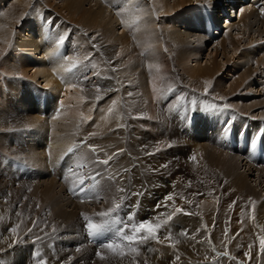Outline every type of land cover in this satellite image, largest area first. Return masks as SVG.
I'll return each instance as SVG.
<instances>
[{
  "label": "bare ground",
  "instance_id": "bare-ground-1",
  "mask_svg": "<svg viewBox=\"0 0 264 264\" xmlns=\"http://www.w3.org/2000/svg\"><path fill=\"white\" fill-rule=\"evenodd\" d=\"M4 1H5V4L6 3L8 4V6H6L7 4L4 5L6 8L4 7L5 10H3V8H2L3 5L2 6L0 5V21H2V19H6L8 21L7 22L8 25H5L6 27H4V28H0V29H2L0 32V40H3V43L5 41H7V42H5V44H6L10 41V39H8V37H10L9 36L10 35L9 30L10 29H8V28L10 27V25L15 27V25L18 24V21L21 18H23L24 14H26L28 12L27 9H29L31 2L28 3V2H26V0H20V1L17 0L18 5L17 4L12 5L11 3H9L8 0H4ZM15 1L16 0H14V2ZM132 1H135V0H132ZM165 1H161V2H163V4H164ZM168 1L170 2L171 0H168ZM227 1L228 0H174V4L172 5L173 11H170L171 13L169 15H172V12H174V17H175L174 21L175 22H178L182 19L184 20V18H188L187 24L191 27V28L185 29V30H188V32H189L188 37H184V35H185L183 33L184 30L180 31V27L176 26L177 31L174 34V35H176L175 43H177V45L182 44L180 50L178 51L179 46L177 47V49H175L173 47L175 50H171L173 48H171V47H170L171 49L169 48V44H166L167 42H165V38H163V39L161 38L162 41L164 40V44H165L164 47L163 46L159 47V44L161 43L159 41L160 43L157 46H153L154 45L153 44L152 45L153 47H149L150 49H147L148 51L146 49H142V51L140 52V55L147 54L146 55L147 61L145 62L144 65H141L137 62V59L139 58V52H138V50H136L134 47L131 46L132 44L130 42V40H131L130 38L134 37L135 35L134 36L130 35L131 37L128 36L130 38H129V41L128 40L127 41L130 42L131 45L129 44V45L123 46V44L120 43V46L118 45L119 48H117L116 45H112L109 48V50H112L115 54H118V52L121 51L120 52L121 55L117 59L115 58L117 55L114 57V61H116L114 64V67L116 65L115 71H118V69L121 68V70L119 69V73H117L118 77H119V75L122 76L123 74H127V75H124V77H127V78H121L120 82L117 80L119 82L118 84L114 83L113 80H112L113 83H109V81H108L107 82L106 95L108 93H110V94L112 93L115 95L113 97H118L121 94V97H120V99L115 98V100H111L112 97L110 96L111 98L109 100H111L110 101L111 104L109 103L110 105H108L107 108L105 109L106 115H104V118L95 119L93 117L95 120L92 118L94 120L93 125L95 127V131L94 130H92V131H94V132L90 131L92 126L85 125L86 123L82 122L85 126H81V127L79 126L80 129L81 128L82 129L79 130V128H77V132H76V134H74V137L75 136L77 137V134L79 135L80 145L85 140L88 141V142L86 141L87 143L84 142L82 144V146L85 143L86 144L89 143L91 145H96V144L99 145V143H101V141L103 139L109 140L110 143L117 144V140L119 137L118 138L115 137L116 142L113 139L108 138V137H113L112 133H114V132H115L116 136H119L121 134L122 130L116 129V127H118L117 125L118 124L120 125V123L118 122V118H119V115L121 116L122 113L126 112L127 118H129L128 127H130V129H127V131H126L130 137L129 139L132 141L137 139V144H141V145H144L147 147L148 154L150 156H152L151 158L154 159V162H155L154 163L155 164V172H151V171L139 172L138 169L134 170L133 172H122V171L112 172L111 171L110 174H108V176L111 178V180H107V182H105V180H100V182H99L100 186L107 184V187H104V189H103V188H99L100 186L98 184L95 186L98 189H100L97 192L98 196L103 197L101 200L98 201L99 204L101 205V203L103 202L102 205L104 207L109 206V205H112L114 207L116 204H119L121 207L122 201H123V196H122L123 193H127L129 195H138L139 203H140V206L142 209H144L145 207L148 206L149 209H154V211L156 210L155 215L152 217H149V216H151L150 211L149 212L143 211L142 214L147 215L149 217V218L146 217V222L152 223L154 221H159V220L164 222V220H165L164 227L167 228V231H168L167 234L169 235V237H168L169 240L171 238V240L173 241L180 235L183 238H186V240L188 242V240H190L193 236H196V234L198 235L196 237H199L198 239L200 240V238H201L200 236L204 233L202 230L205 228H208V226H209L208 233L212 234V236H213V238H212V239H214L213 243L215 242L214 247H216L217 244H222V242H223L222 236L224 235L228 239L229 242L232 241L231 244L233 243L231 245L228 242L227 244L224 243V245H226V247H228L229 249H231L233 251V248L236 246L235 245L236 239L238 237V236H235V234H237V232L240 230H244V232L239 237H242V236L244 237V235L246 234L247 236H245V237L252 244L253 251L255 253H258L259 246H257L256 244L260 245L261 238H262L261 237V230L263 232V229H264V167H254V166L248 164L247 162H245L244 158L240 155H229L228 153L220 150L216 146L215 142L212 140V137L209 140L208 138H204L205 136L198 137L196 134H193L192 137L190 136L189 142H187V144L188 143L190 144L189 146H184L179 150L180 154L182 156H184V158L186 157L185 159H187V156H188V162L182 163L183 161L181 160L182 161L181 164L178 162H177L178 164L171 163L170 159L174 158L173 157V155H174L173 150L175 148L172 147V145H171V147L169 146V142L167 143V139L174 138V140H175L176 138H179V137L176 134L173 136V134H172L173 130L167 129L165 127V125L163 124V120L165 119L167 114H169V115L172 114V112L174 110H176V108L181 111V109H183V107L186 104H189V103L192 104L193 102H197V101L200 102V111L205 110L207 108L215 107L218 105L236 108L235 107V99H236L235 94L237 92H239L240 90H242L243 89L242 86L245 84L250 87V85H249L250 83L248 84L246 82V80L248 78L246 80L244 78H242V76H245L244 75L245 73L241 74L242 76L240 75L242 80L240 78L235 79L233 84L228 85L226 83L225 86L224 85L222 86L221 84H219L218 81H216V78L218 76H220L219 74L222 73L224 69H227V68L232 69V70L234 69V68L230 67L229 53H231V51H233V53H236L235 50L239 47H246L243 50L247 51V54H244L242 59L247 60L248 64H250V63L256 64V65H258L259 63L261 64L262 59H264L263 58L264 50L262 49V48H264V46H261L259 49L254 50L255 53H257V54H254V53L250 54L251 51L248 49L249 48L252 49L253 43L257 44L259 42L264 41V19L262 16L263 12L261 10L258 11L255 9L248 11V9H247L248 7H245L244 10L241 12V18L239 19V22L237 24H235L234 21H233V23L230 21V24L228 23L226 25H223L224 29H225V31H224L225 35H223L222 38L221 37L219 38L218 42L215 43V46H210L211 42H210V44H209V42H207V40L203 36V33L201 32V30L196 28V26L193 22L194 16H197L199 9L202 8L203 5H211V7H213V9L216 10V6H219L220 3L226 4ZM85 2H86V0H81L80 2L74 3L73 8H71V10L81 12V21L82 22L90 24L91 27L94 26V28H95L97 26V28L99 27L100 30L102 29V30L109 32V33H104V35L108 34L107 37H105L104 35H103L104 36L103 39H101V37H99L100 39L97 41L100 42V45L107 48V46L110 45V43H109L110 40L112 41L114 39V40H116V42H119L121 37H119V35L115 33L116 28H115L114 20L109 19L108 25H107V27H105V20H106L105 19V13L102 11L105 9L100 5V3L98 1L92 0L91 1L92 4L89 7V5L87 4L88 5L87 6L85 4ZM125 4H127V1H125V3L123 4L124 8H123V5L121 6L123 8V10L119 9L120 12L121 11H123V12L127 11V10H125L126 9ZM167 4H169V3H167ZM127 6L130 7V5H127ZM131 9L135 10L133 7H131ZM161 9H163V8H161ZM129 10L126 13H128V14L131 13V11L129 12ZM133 10H132V14H134ZM156 10H158V9H156ZM170 10H171V8H170ZM29 11H30L29 13L34 14L33 16H36L38 14L37 10L34 7H32ZM120 14H123V13H120ZM132 14L129 16L130 19H131V17H133ZM125 15L126 14L124 13L123 17ZM40 16H42V15H40ZM166 16L168 17V15H166ZM232 16H234V14ZM126 17H128V15L124 17V20H127ZM136 17H139V16H137V15L134 16L132 18V21ZM154 17H156V16H153V18ZM162 17H165V16L162 15ZM38 18H41V17H38ZM153 18H152V20H153ZM51 19H53V18H51V15H50V16H47L45 18V21L47 22L48 20H51ZM130 19L128 20L129 22L125 21V23L126 22L128 23V24L126 23L127 24L126 27L129 28V30L131 29V25H134L135 22H139L138 21L139 19L141 21L142 17H139V19L137 21L134 20L135 21L134 24L132 22H130L131 21ZM158 20H159V25L162 26L164 21L162 20V18L160 16H158ZM154 21L156 22L157 20H154ZM59 23L60 22H54L52 20L51 21L52 28L55 26H58ZM129 23H132V24L130 26H128ZM122 25H125V24L123 23ZM143 25H144V23H143ZM168 26H170V25L168 24ZM146 27H148V26H146ZM153 27L154 26H151V30ZM155 28L158 29V27H154V29ZM167 31H169V29ZM141 32H143V31L141 30ZM172 32H171V34H172ZM47 33H46V35H47ZM123 33H124V31H123ZM156 33H159V32H156ZM87 34H85V35L87 36ZM126 34H128V32ZM48 35H49V33H48ZM63 36H66V34ZM36 38L37 37H35V39ZM76 38H79V37L76 36ZM87 38H88V36H87ZM169 38H170V36H169ZM179 38H180V40L178 41ZM38 39H41V37H38ZM81 39L83 40V38H81ZM170 39H172V38H170ZM91 40L95 41L96 40L95 36L93 38H91ZM148 41L150 42V40H148ZM47 42L48 41H44V43H47ZM78 42H80V41H78ZM137 42H138V40L136 41V43ZM152 42H150V45ZM172 42H174V40ZM0 43H2V41ZM93 43L94 42H91V44H93ZM124 43H127V42H124ZM25 44H28L29 54H33V51L35 53L36 52L38 53V50L43 49V45L39 46L33 38ZM89 44H90V42H88V45ZM146 44H149V43L148 42L145 43L144 46H146ZM24 45H22L21 48H23ZM171 45L172 44L170 42V46ZM25 46H27V45H25ZM47 46H49V45H47ZM144 46H142V44H141V48H143ZM91 47H93V46H91ZM131 47L135 51L132 50ZM139 47H140V45L138 46V49H140ZM229 47L231 50L229 49ZM158 48H161V49L159 50ZM24 50H26V49L24 48ZM85 50L89 51V49H85ZM161 50H164V51H161ZM3 51H4V46H3V50H0V55L3 53ZM58 51H59V47L52 49L50 52H48L47 50H44L43 55L45 54L47 59H45L46 58L45 56L42 57L41 56L42 54H38L37 57H33V55H32L30 61H28L29 65H32L31 63H33V65L35 64V66L37 65L36 67L39 68L38 74L41 76H44V79H45L44 82H46L45 84L47 86L51 87L53 89V91L56 93V95H54V96H56V99L58 98L57 96L60 94L58 92V90H60V89L57 90L56 84H53L52 80L48 77V72L46 70V64L48 61H50L48 64H53L52 69H54L55 71H58L60 73H62V71L68 72L69 68L71 67V65L66 66V63H65L64 65H62L60 67V71H59L58 66L54 65V63L58 65L59 64L58 62L63 61V55H59ZM94 51L96 52L95 49H94ZM172 51H174V52H172ZM122 52H123V54H122ZM136 52H137V57H135ZM162 52H164V53H162ZM81 53H82V48L78 47V45H77V47L75 48V52L73 53L72 58L75 57V58H78V60H79L80 57L82 58L84 56ZM88 53H91V52H88ZM84 54H85V52H84ZM220 54H222L224 59L219 60L221 58L219 56ZM175 55H177V58L174 57ZM94 56H96V53ZM99 56H100V54H99ZM154 56L157 57V59H154V61L158 60V63H156V64H155V62H152ZM26 57L27 56H25L24 58L26 59ZM202 57H204L205 60H203ZM135 58H137V59L133 60ZM96 59L99 60V58H96ZM111 59H112V57H111ZM169 59H171V61L174 62V65L176 62H178V64L176 63V65H178V66H176L173 70H171V76L174 79L178 78L176 81L174 80L173 83L171 82L169 77H167V74H166L167 69H170V68H167L166 66L171 65V61H169ZM74 61L75 60H73V62H71V63L74 64ZM204 61H205V64H204ZM84 62H85V60H83V62H82L83 65L85 64ZM109 62H111V61H109ZM152 63H154L155 65L153 64V66H151ZM240 63L245 65V62H243V61ZM0 65H1V63H0ZM174 65H172V66H174ZM12 66H13V64H12ZM104 66H106V65H104ZM172 66H171V68H172ZM246 66H247V64H246ZM13 67H15V66H13ZM64 67H66V68H64ZM81 67H83V69L85 68V66H81ZM88 67H90V65ZM248 67H249V65H248ZM91 68H92V65H91ZM95 69H96V66H95ZM109 69L111 70V68H109ZM245 70H246V72H248L250 69L248 71H247V69H245ZM13 71H16V70H13ZM81 71H82V69H81ZM234 72L235 71H233V73ZM84 73H85V71H84ZM7 74H9V77L12 75H16L12 71H11V73H7ZM60 75H62V74H60ZM230 75L231 74H228V77H231ZM234 76H232V78ZM246 76H248V75H246ZM84 77H85V74H84ZM0 78H1L0 81L1 80H2V82H3V80L5 81L4 83H6L8 85L9 91H10V93L8 94L10 96L8 98V101H7L8 104H5V107H4L7 109H4V112L2 111V113L3 114L6 113L5 115H6L7 119H12L13 121H15L13 123L11 122V124H10L11 127L10 128L8 127L7 129H5V131L18 130L20 132V129H22L24 131L26 126L21 125L20 122L27 121V119H26L27 117L25 116V114L23 112L20 111V109H21L20 107H17V106L15 107V105L13 104V97L15 96V94L18 91L15 93V91L13 90L12 86L14 84L11 80H5L4 78L1 77V74H0ZM106 78L108 79V77H106ZM261 78H264V76H262L260 78L257 76L256 81H254L253 86H256L257 88L260 89L261 93H264V80ZM219 80H220V78H219ZM178 81H179L180 85L178 84ZM103 82L101 81V83H99L102 87L104 86ZM87 83L88 82L85 79H80V81L77 82L78 87L81 85L83 86V89H84V87H85V89H87L89 87V89H90L89 91L91 92V94H88V95L90 98H97L99 96V99H101L102 94L96 95V93H98L97 88H99V90H100L101 86L98 84L96 85V84L92 83V81L88 84ZM114 84H116L117 86H115ZM206 87L208 88L207 92H205ZM113 91H116L118 93H114ZM82 92L84 93V91H82ZM77 95L78 94L75 90L74 94L71 93L70 95H68L69 97L66 98V100L67 99L69 100L70 98H76ZM60 97H61V99L64 98L61 95H60ZM106 100H107L106 102L108 103L109 102L108 99H106ZM98 101L100 103L101 100H98ZM2 102H4V101H2ZM63 102H65V100ZM93 102H95V101H93ZM263 103L259 102V104H258V102H257V105L254 104L251 106L250 104L249 105L246 104V105L242 106V109L244 111L245 110L249 111V112L252 111L251 113H253V114H251V117L255 120V121H253V124L260 122L261 120H264V110L262 112H260V110L262 109V106L258 107V105H262ZM2 104H4V103H2ZM2 104H1V106H2ZM102 105L104 106L105 104L102 103ZM113 105L115 106L114 109H116V110L112 111V113L114 115L110 114L111 115V117H110L107 113H108L109 108ZM78 106H80V105H78ZM236 106H237V104H236ZM256 107H257V112L255 109ZM80 108H81V106H80ZM123 108H124V112H123ZM258 108L259 109L261 108V109L259 110ZM86 109H87V107H86ZM88 110L90 111V109H88ZM237 110H240V109H237ZM78 111H79V109H78ZM59 112H61V111H59ZM79 112L81 113V111H79ZM90 112H92V111H90ZM244 113H246V112H244ZM57 114L61 117H64V115H65L64 113L61 115V113L59 114L58 112H57ZM70 114L73 115V113H70ZM248 115H250V114H248ZM81 116H82L81 119H84L83 114ZM209 116H211V115H209ZM86 117H85V119H86ZM112 117L113 118L116 117L117 120H113ZM134 117H137L133 121V124H135L136 127H134V129H131L132 123L130 122V120ZM89 118H90L89 120L91 122V117H89ZM208 120L210 121L211 118H209ZM0 122H2V121H0ZM4 122H6V121H4ZM56 123H57V121H56ZM79 123H78V125H79ZM82 123H80V124H82ZM91 124H92V122H91ZM51 125L53 126V128L51 127L52 131H50V132H52L55 135L54 141L51 143V145H52L51 148L53 151L54 158L55 157L58 158V157L62 156V154L64 155L66 150L69 149V147H70L67 145V139H68L67 137H68L70 132L72 133V131H69L72 127L70 128L67 123L66 124L64 123L62 125L61 130H60V128L57 130V127L60 124L51 123ZM160 125H164V127L166 128V131L164 133H162L160 131ZM35 126H36V124H35ZM43 127H45V124L44 125L40 124L39 127H36V130L34 133V135H35L34 138H36L38 140L37 142L42 141V135H43L42 134V128ZM48 127H49V125H48ZM48 127L46 126L45 129ZM73 127L76 129L77 125H75ZM46 131L49 132V129ZM46 131H44L43 133L45 134ZM64 132H66L68 135L66 136V134H64ZM58 133H59V135L57 136ZM104 134H108L107 138L106 137L103 138ZM60 135H61V137H60ZM5 136L7 137L8 140L10 139L7 136V134H5ZM70 136L72 139L73 134H71ZM13 138H15L13 141L19 150H17L16 148H13V152H12L10 149V154L12 156H8V158H5V160L10 159L9 163L0 165V178H1V181L3 180L2 181L3 183L0 184V259L3 260V263L4 264L5 263L6 264L7 263L8 264H15L21 258L27 257L28 256L27 255L28 250H30V248H31V243H30V242H32L31 239L40 237L38 247H39V249L42 250V253H48V255L42 254V257H40V258H41V260L46 261L47 264H75L76 262H77V264H139L140 259L138 260V256H140V250L142 247L148 248V249L151 248L152 247L151 246V244H152L151 239L147 240V242L144 244H140L138 242L133 243V244H129L127 241L120 242L119 244H122L125 248V255H123V256L117 255V254L113 253L111 250L103 248L104 250H102V251L100 250L99 253L102 254L105 257V259L100 260L99 256L97 254L94 257L92 256V253H90V251H89L91 243H89L88 241H84L83 240L84 235H82V236H79L78 240L76 238L77 241L75 240L76 243H75V246L73 247L77 252L75 257H74L75 260L72 259L69 262V260L66 258L67 256L65 255V251L67 250L66 246L70 241V239L67 238V236H66L67 233H71V232L79 233L80 230H81V234H82V232H86L87 221H85L83 219L84 215L89 216L93 220V222L100 223L102 221L107 220L108 223H112V225H114V222H119V220H118V209L120 207L116 208V210L114 211L115 212L114 215L101 217V216H99V213H101L102 211H99L98 213H94V214L90 213L88 211H81V207L83 208L84 205L82 206L79 204L80 207L77 205L76 213L74 212L73 215L71 214L72 215V216L70 215L71 217L67 214L70 218L66 217L67 218L66 219L65 217H63V212H66V211L69 212V209L72 211L71 207H72V204H74L73 200H80V198L75 197L72 199V196H71L70 200L69 199H67V201L64 200L65 206H62V204L60 206H58L57 203L55 202V200L52 198L56 194V190L58 188L57 189L55 188L52 190H50L48 188V189L41 191L40 193H39V189L36 188L35 191L31 194V191L33 189V185L36 184L35 181L37 179L35 180V178H33V174H30L29 172H27L25 170V168L23 166V164H24L23 159L20 156V152H22L24 149L22 142L18 141L17 137L13 136ZM43 138H44V136H43ZM71 139L69 138V140H71ZM183 142H184V140H183ZM202 143L207 144L208 147L207 146L204 147L205 145L202 146ZM8 144L9 143L7 142L6 148L5 149L3 148V150H0V159H2L3 161H5L4 160L5 153L9 150V148H11L10 145H8ZM38 145L39 144L35 143V141H34L33 147L36 148V149L34 148V150L37 151L39 149V148H37ZM133 146H135V145L133 144ZM95 150L96 149H94V151ZM102 155L99 157H102ZM193 157H195V159H193ZM102 159L104 160L105 158L103 157ZM146 159H148V155H147V158H145V162H146ZM149 159H150V157H149ZM17 161L22 162V164L18 165L19 163L17 164ZM141 161H143V160L141 159ZM173 161L176 162L177 160L176 161L173 160ZM34 162H36V161H34ZM149 165H150V163H149ZM50 166H51V164H50ZM51 168H52V166H51ZM114 169L117 170L116 168H114ZM37 172H43V169L41 168V170L39 169V171H37ZM45 172H47V171H45ZM220 172H224V175H221ZM252 176H254V177H252ZM250 178L252 180H250ZM73 179H74V177L73 178H70V177L67 178L68 183H70L69 186L70 187H77V185H75L76 183H72ZM14 183H16L15 184L16 186H14ZM55 187H56V185H55ZM110 187H112V190H109ZM93 188H94V186H93ZM93 188H92L93 191H91V189H90L87 191V193H85L84 195H81V199L85 198V200H88L91 197H95L96 192H94ZM191 188L194 189L195 192L190 191ZM222 189L226 190L227 192L226 191L222 192ZM206 192L212 193L215 196V198H217L215 201L218 200V204H216L215 201H211V200H208L206 202L203 200L204 198H202V201H199V199H198V202H197V197L203 193L206 194ZM90 193H91V197L88 196V195H90ZM221 194H224V196L227 199H229V201H226L222 197ZM169 196H172L171 200L168 199ZM177 198L185 201V203L187 204V210H183V209L176 208L175 206H173L175 203V199H177ZM211 198H212V196H211ZM63 199H65V198H63ZM96 199L97 198L95 197V200ZM177 202H179V201H177ZM52 203H55V206H53ZM97 205H95V206H97ZM178 205H180V204H178ZM202 205H203V207H207V214H208L207 216H209L210 218H206L207 216L206 217L203 216L201 218L200 217H194L195 220L192 221L190 219V215H193V214H191V212L193 213L192 210L198 209L200 206L202 207ZM236 208L239 209L238 214H240L242 216L241 223L239 224V226L237 228L229 226V219L231 218L232 213ZM51 209L53 210V212L51 211ZM177 209H179L181 211H177ZM71 211L69 213H72ZM119 211H121V209H119ZM68 212H66V213H68ZM106 212H108V211H106ZM120 213H122V212H120ZM53 214H55L56 218L53 217L54 216ZM4 216H6L7 218H10V220L8 219L9 223L6 222L7 220L6 221L4 220L5 219ZM170 216L172 217L171 219H169ZM156 217L159 220H157ZM152 218H156V219H152ZM61 219L66 220V223L63 224ZM120 219H121V217H120ZM169 220L170 221L174 220L173 225L171 227H166V225L169 226V224H168ZM161 223H160V225L163 226ZM21 224H23V226L20 227ZM180 225L182 226L183 232L179 230ZM7 226H10L9 228H12V229L15 228L16 232H12V231H10V229L8 230ZM19 227H20V229H19ZM260 228H261V230L259 231ZM163 233H166V232L164 231ZM156 234L158 235V233H156ZM25 235H27L29 237V239H26V238L24 239ZM125 235H132V231L129 232V234H125ZM146 235L147 234H145V233L137 234L138 238L140 236H146ZM164 236H166V235L164 234ZM161 237H163V236H161ZM225 237H223V238H225ZM243 237L241 238L239 243L243 240ZM183 238H181V239H183ZM161 239H163V238H161ZM19 241H24V242L20 244ZM177 241H179V240H177ZM34 242H36V241H34ZM162 242H164V241H162ZM162 242H159V243H162ZM180 242H182V241H180ZM225 242H227V241H225ZM174 243H175V241H174ZM80 244H82L81 247H80ZM195 244H197V243H195ZM195 244H193V245H195ZM186 245L188 246V244L185 243V246ZM198 245L200 248V253H202V255L204 254L205 251L208 252L209 249L207 250V248L209 247L210 243H200ZM83 246H84V248H83ZM132 247L137 248L138 251L136 253L131 252ZM194 247H192V248H194ZM165 249H166V247H165ZM165 249L162 248L163 251L161 250V252H164ZM167 249H169V248H167ZM157 250H158V247H157ZM232 251H230L228 253L231 255ZM81 252H83V253H81ZM14 253L19 254L17 260H14V259L11 260V256ZM159 254H162V253H159ZM218 256H220V255H218ZM253 256H255V255H253ZM259 256H260V254H259ZM159 257L160 256H158V258ZM161 258L162 257H160V259ZM204 260H205V258H204ZM218 260H220V258H218ZM255 260H257V259H255ZM176 261L174 260V264ZM28 262H29V258H28Z\"/></svg>",
  "mask_w": 264,
  "mask_h": 264
},
{
  "label": "rangeland",
  "instance_id": "rangeland-1",
  "mask_svg": "<svg viewBox=\"0 0 264 264\" xmlns=\"http://www.w3.org/2000/svg\"><path fill=\"white\" fill-rule=\"evenodd\" d=\"M9 3H11L12 5L14 4H17L18 5V2L17 0L14 2V0H8ZM20 1V0H19ZM81 0H26V2H31V5L29 6V9L28 12L26 14L23 15V18H21L19 21H18V26L15 25L12 26L10 25V27L8 29L9 32H10V37H8V39H10V41L8 43L5 44V41L3 43V40H0V42L2 41V43H0V50H3V46H4V51L3 53L0 55V74H1V77L4 78L5 80H11L13 82V90L15 91V96L13 97V104L15 105V107H20V111L23 112L25 114V116L27 117V121H24V122H20L21 125H24L26 126L25 130L23 131L22 129H20V132L18 130H8V131H5V129H7L8 127L10 128V124L11 122H15L13 121L12 119H7L6 118V113L3 114L2 111L4 112V109H7V108H4L5 107V104H8V98L10 97L8 94L10 93L9 91V87L6 83H4L5 81L2 80L0 81V150H3V148L5 149L6 146H7V142L9 143L8 145H10L11 148H9V150L5 153L4 155V160L5 158H8V156H12L10 154V149L11 151L13 152V148H16L17 150H19L16 145L14 144V137H17L18 138V141H21L22 142V145H23V151L20 152V156L21 158L23 159V162L27 164V168L25 169L27 172H29L30 174H33V178H35V183L33 185V189L31 191V194L35 191L36 188L39 189V193L45 189H57L56 190V196L52 197L55 202L57 203L58 206H60L62 204V206H65V203H64V200L67 201V199L70 200V197L71 195L67 192V188H74V189H78L80 187H82V183L81 181H83L86 189L85 191L83 192L82 195H84L85 193H87L88 190L93 188L94 186V192H96V200H95V197H91V193L90 195H88L89 198L88 200H85V202H80L79 200H73V203L72 204V211L69 209V212L71 211L72 213H66V212H63V217H69L71 214L73 215V213L75 212L76 213V210H77V205L80 207V205H84L83 208L81 207V211H88L90 213H98L99 211H108L110 208H113L112 205H109V206H106L104 207L101 203V205L99 204V200H101L103 197L101 196H98V191L100 189H98L97 187H95L97 184L99 185L100 183V180H105V182H107V180H111V178L108 176V174H110V172H133L134 170L138 169L139 172H155V162H154V159H152L149 154H148V149L146 146L144 145H141V144H137V139L135 140H130L129 138V135L127 134V129H130V127H128V120L129 118H127V113H122L121 116L119 115V118H118V122L120 123V125L118 124L116 127V129L118 130H122L121 131V134L119 136H116L115 135V132L112 133L113 137H108V138H111L113 139L115 142H116V139L115 137H119L118 140H117V144H113V143H110L109 140H105L103 139L101 141V143L96 144V145H91V144H86V145H80V142H79V135L77 134V137L75 136L74 137V134H76L77 132V128L80 129L81 126H85V125H90L92 126L90 131L91 132H94L95 131V127H94V120L95 119H100V118H104V115H106L105 113V109L107 108L108 105H110V101L111 100H115V98L117 99H120L121 97V94L118 96V97H113L115 96L114 94H110L108 93L106 95V92H107V82L109 81V83H116L118 84L120 82V79L121 78H127V77H124V75H127V74H123L122 76L117 75V73H119V69L121 70V68L118 69V71H115L116 70V65L114 67V64L116 61H114V57L117 59L120 55H121V51L118 52V54H115L112 50H109V48L112 46V45H116L117 48H119L120 46V43L123 44V46L125 45H129L130 42H131V46L134 47L136 50H138L139 52V58H135L133 60H136L137 59V62L141 65H144L145 62L147 61V54H144V55H140V52L142 51V49H150L149 47H153V46H157L159 44V47L160 46H163L164 47V40L162 41L161 38H165V42H167L166 44H169V48H175L177 49V47L179 46L178 48V51L180 50L181 48V45L182 44H179L177 45V43H175V40H176V35H174L176 33V26H179L180 27V31H183L184 30V37H188V30H185L187 28H191L188 24H187V21H188V18H184V20H180L178 22H175L174 21V12H172V15H169L171 12L170 11H173L172 10V5L174 4V0H171L170 2L168 0H135V1H132V0H93V1H98L100 3V5L105 9V10H102L104 13H105V27H107L108 25V20L109 19H113L114 20V23H115V33L119 35L120 40L119 42H116V40H110V45L106 47H103L102 45H100V42H98L97 40H99L101 37V39L105 37H107V35L104 33H109L105 30H100L99 27L97 28V26L94 28L90 26V24L88 23H84L81 21V12L79 11H74V10H71V8H73V4L74 3H77V2H80ZM91 1L92 0H86L85 4L89 5V7L91 6ZM125 1H127V4H125V10H129V12L131 11V13H126L125 11H121L123 10L124 8V3ZM137 1V2H136ZM161 1H165L164 4L163 2ZM17 2V3H16ZM24 2V1H23ZM113 2V3H112ZM134 2V3H133ZM122 3V4H121ZM157 3V4H156ZM169 3V4H167ZM7 4V3H6ZM5 1L4 0H0V5L2 6L3 10H5ZM27 4V3H26ZM115 5L114 8L111 7V5ZM171 4V5H170ZM87 5V6H88ZM123 5V8L121 7ZM127 5H130V7H128ZM140 5V6H139ZM169 5V6H168ZM8 6V4L6 5ZM143 6V7H142ZM220 6V5H219ZM219 6H216V9L218 10ZM5 7V8H4ZM34 7L36 10H37V15L36 16H33L34 14L32 13H29L30 9ZM131 7H133L135 10L131 9ZM168 7V8H167ZM129 8V9H128ZM143 8V9H142ZM163 8V9H161ZM167 8V9H166ZM171 8V10H170ZM137 9V10H136ZM142 9V10H141ZM145 9V10H144ZM158 9V10H156ZM119 10V11H118ZM132 10H133V13L132 14ZM160 10V11H159ZM163 10V11H162ZM167 10V11H166ZM169 10V11H168ZM139 11V12H138ZM149 12V13H148ZM120 13H123V14H120ZM124 13L126 14L125 16L128 15V17L132 14V16H139V17H142L141 21L139 19V17H136L135 19H133L132 21V18L130 19V17H126L127 20H124ZM154 13V14H153ZM164 13V14H163ZM42 16H40V15ZM136 14V15H135ZM51 15V21L53 20L54 22H60V25L61 27H63V32L66 34V36H62L61 38H65L67 37V39L69 37H71V35L73 36L74 33H75V37H79V38H76V41H80L78 42V47H81L82 48V55H84L82 58L80 57L79 60L78 58H75V61H74V64L77 63L76 67L77 69H74L72 67V63L70 62V59L69 57H71V61L73 62L74 60V57L72 58L73 56V53H71L69 50L66 51V55H63V61L62 62H58L59 64H55V66H58L59 68V71H60V67L62 65H64L66 63V57L68 59V65H71V67L69 68V71L66 72V71H62V73L58 72V71H55L54 69H52V65L53 64H48L50 61L47 62L46 64V70L48 72V77L52 80V83L53 84H56V89H60L58 90V92L60 93L58 96H63L64 98H62V100L65 102L62 101V109H57V99H56V93L53 91V89L49 86H47L44 82L45 79H44V76H41L38 74V69L35 64L33 65V63H31L32 65H29V62L30 59H31V56L33 55V57H37L38 54H42L41 56L42 57H46V55L44 53V50H47L48 52H50L52 49H55L56 47L52 46V43H49V46H46V48L43 50V49H40L38 50V53L34 52L33 51V54H29V47H28V44H25L27 43L28 41H30L32 38L35 40V42L41 46L43 45L44 41H55L56 39L59 38V35L61 34V32L57 33V31H55V27L52 28L49 27L50 24L47 23L45 21V18L47 16H50ZM110 15V16H109ZM160 16L162 18V20L164 21V23L162 24V26L159 25V20H158V16ZM165 16V17H162ZM168 15V17L166 16ZM153 16H156L153 18ZM36 17V18H35ZM38 17H43L44 18V22H42L41 18H38ZM42 18V19H43ZM147 18V19H146ZM153 18V20H152ZM131 20L130 22H132L134 24L135 21H138L139 22H135L134 25H131L132 23H129L128 26L131 25V29L129 30V28L126 27L127 24L125 23V21H128V20ZM152 21H151V20ZM135 20V21H134ZM144 20V21H143ZM154 20H157L156 22ZM124 21V22H123ZM147 21V22H146ZM8 21L6 19H2V21H0V28H4L6 27L5 25H8L7 23ZM66 22V23H65ZM129 22V21H128ZM233 23V21H231ZM235 24H237L239 22V19L238 20H234ZM7 23V24H6ZM125 24V25H122V24ZM144 23V25H143ZM168 24L170 26H168ZM172 24V25H171ZM230 24V23H229ZM59 25V24H58ZM137 27H136V26ZM141 25V26H140ZM223 25H226V24H223ZM125 26V27H124ZM133 26V27H132ZM148 26V27H146ZM151 26H154V27H158L154 29V27L152 28L151 30ZM173 26V27H172ZM13 27V28H12ZM43 28V27H46L47 32L48 31H52V32H48L49 35L47 36L46 33L45 35L42 34V32H39L38 30L40 28ZM91 27V28H90ZM124 27V28H123ZM170 27V28H169ZM138 28V29H137ZM142 28V29H141ZM81 29V30H80ZM169 29V31H167ZM174 29V30H173ZM243 29V28H242ZM2 29H0V32H1ZM86 30V31H85ZM88 30V31H87ZM133 30V31H132ZM141 30L143 32H141ZM156 30V31H155ZM124 31V33H123ZM130 31V32H129ZM136 31V32H135ZM140 31V32H139ZM147 31V32H146ZM172 34H171V32ZM128 32V34H126ZM155 32V33H154ZM156 32H159V33H156ZM56 33V34H55ZM87 34V36L85 34ZM131 33V34H130ZM167 33V34H166ZM170 33V34H169ZM54 34V35H53ZM63 34V35H65ZM139 34V35H138ZM159 34V35H158ZM104 35V36H103ZM121 35V36H120ZM134 36L132 38H130L131 36ZM172 35V36H171ZM223 35H225V32L223 33ZM222 35V36H223ZM25 36V37H24ZM81 36V37H80ZM95 36L96 40L93 41L91 40V38H93ZM130 36V37H128ZM166 36V37H165ZM172 38L170 39L169 38ZM203 36L206 38V36L203 34ZM221 36V38H222ZM32 37V38H31ZM35 37H37L35 39ZM38 37H41V39H38ZM123 37V38H122ZM127 37V38H126ZM137 37V38H136ZM83 38V40L81 39ZM129 38L131 39L130 42L129 41ZM126 39V40H125ZM147 39V40H146ZM152 39V40H151ZM157 39V40H156ZM160 39V40H159ZM28 40V41H27ZM128 40V41H127ZM138 40V44L136 43V41ZM140 40V41H139ZM143 40V41H142ZM150 40L151 45H150V42L148 41ZM174 40V42H172ZM180 40V38L178 39V41ZM207 42H208V39L206 38ZM41 41V42H40ZM82 41V42H81ZM145 41V42H144ZM160 41V42H159ZM205 41V40H204ZM40 42V43H39ZM43 42V43H42ZM85 44H84V43ZM88 42H90V44L88 45ZM91 42H94L93 44H91ZM124 42H127V43H124ZM134 44H133V43ZM149 43V44H146V46H144L145 43ZM155 42V43H154ZM169 42V43H168ZM170 42H171V46H170ZM206 42V41H205ZM218 41L216 42H209L210 46H215V43H217ZM12 43V44H11ZM113 43V44H112ZM144 43V44H143ZM175 43V44H174ZM259 43H262V42H259ZM27 46H25V45ZM95 44V45H94ZM137 44V45H136ZM141 44L142 46H144L143 48H141ZM154 44V45H153ZM256 43H253L252 45V49L249 48L248 50H250V54L251 53H254V54H257L255 53V49H259L261 46H264V44H258L257 47H253ZM23 46V48H21V46ZM119 45V46H118ZM140 45V49H138V46ZM153 45V46H152ZM177 45V46H176ZM60 46H61V43H59L58 47L60 49ZM83 46V47H82ZM93 46V47H91ZM100 46V47H99ZM209 46V47H210ZM18 47V48H17ZM85 47V48H84ZM87 47V48H86ZM90 47V48H89ZM131 47L132 50H134L133 48ZM24 48L26 50H24ZM98 50H97V49ZM102 50H101V49ZM162 48V47H161ZM161 48H158L159 50ZM170 48V49H171ZM171 49V50H175V49ZM246 48V47H239L237 48L235 51L236 53H233V51H231V53H229V56H230V67L231 68H234L233 70L232 69H224L222 73H220L217 78H216V81H218L219 84H221L222 86L226 85V83L228 85L230 84H233L235 79H241L244 78L245 80L248 78H250L249 80L247 79L246 82L250 85V87L248 85H243L242 86V90H240L239 92H237L235 94V109H240V110H237L238 112H246L244 114H253L251 113L252 111H244L242 109V106L246 105V104H250L251 106L252 105H257V102L259 104V102L263 103L264 102V93H261L260 92V89L257 88L256 86H253L254 84V81H256V78L257 76L260 78L262 76H264V59H262V62L261 64L259 65H256V64H253V63H250L248 64L247 60H244L242 59L243 55L244 54H247V51H244L243 49ZM85 49H89L88 50H85ZM94 49L96 50V52L94 51ZM100 49V50H99ZM230 49V47H229ZM264 50V48H262ZM24 50V51H23ZM28 50V51H27ZM120 50V49H119ZM145 50V51H146ZM231 50V49H230ZM243 50V51H242ZM27 51V52H26ZM106 51V52H105ZM135 51V50H134ZM144 51V52H145ZM148 51V50H147ZM146 51V52H147ZM161 51H164V50H161ZM70 54H69V53ZM85 52V54H84ZM88 52H91V53H88ZM145 52V53H146ZM174 52V51H172ZM87 53V54H86ZM96 53V56H94ZM164 53V52H162ZM208 53V52H207ZM206 53V54H207ZM100 54V56H99ZM123 54V52H122ZM135 57H137V52L135 53ZM179 54V53H178ZM177 54V55H178ZM249 54V53H248ZM86 55V56H85ZM102 55V56H101ZM113 55V56H112ZM177 55H175L174 57L177 58ZM25 56L26 59L24 58ZM40 56V57H41ZM220 59H224L222 54L219 55ZM32 57V58H33ZM95 57V58H94ZM112 57V59H111ZM205 57V56H204ZM203 58V60H205V58ZM96 58H99L96 59ZM106 58V59H105ZM201 58V59H202ZM263 58H264V54H263ZM47 59V57L45 58ZM73 59V60H72ZM110 59V60H109ZM115 59V60H116ZM146 59V60H145ZM154 59H157L156 56L153 57V61L152 62H155L158 63V60L154 61ZM82 60V61H81ZM83 60H85V64L83 65ZM108 60V61H107ZM202 60V61H203ZM238 62H237V61ZM79 61V62H78ZM111 61V62H109ZM169 61H171V59H169ZM245 62V65L240 63V62ZM8 62V63H7ZM16 62V63H15ZM107 64H106V63ZM236 62V63H235ZM81 63V64H80ZM178 64V62H176ZM174 65V62L171 61V65H167L166 67L167 68H170V69H167V77H169V79L171 80V82L173 83V81L177 80L178 78L174 79L172 76H171V70H173L176 66L178 65ZM8 64V65H7ZM11 64V65H10ZM15 66L13 67L12 66ZM18 64V65H17ZM37 64V63H36ZM154 63L151 64V66H153ZM154 64V65H155ZM204 64H205V61H204ZM247 64V66H246ZM90 65V67H88ZM91 65H92V68H91ZM106 65V66H104ZM174 65V66H172ZM249 65V67H248ZM2 66V67H1ZM11 66V67H10ZM19 66V67H18ZM81 66H85V70L83 69V67ZM94 66V67H93ZM95 66H96V69H95ZM113 66V67H112ZM172 66V68H171ZM22 67V68H21ZM247 67V68H246ZM48 68V69H47ZM66 68V67H64ZM111 68V70L109 69ZM114 68V69H113ZM7 71H6V70ZM72 69H73V72H72ZM82 69V71H81ZM103 71H102V70ZM105 69V70H104ZM248 72H246V70ZM10 70V71H9ZM13 70H16V71H13ZM9 71V72H8ZM14 72V74L16 75H12L9 77V74L7 73H11ZM79 71V72H78ZM85 71V73H84ZM100 71V72H99ZM112 71V72H111ZM114 71V72H113ZM169 71V72H168ZM233 71H235L233 73ZM78 72V73H77ZM255 72V73H254ZM67 73V74H66ZM97 73V74H96ZM104 75H103V74ZM169 73V74H168ZM245 73V74H244ZM62 74V75H60ZM84 74H85V77H84ZM222 74V75H221ZM228 74H231L230 76L231 77H228ZM241 74H244L245 76H242ZM60 75V76H59ZM170 75V76H169ZM235 75V76H234ZM242 78H241V76ZM248 75V76H246ZM253 77H252V76ZM39 76V77H38ZM64 77V81L60 78V77ZM83 76V77H82ZM87 76V77H86ZM108 77V79L106 77ZM232 76H234L232 78ZM240 76V77H239ZM255 76V77H254ZM76 77V78H75ZM102 78V79H101ZM220 78V80H219ZM254 78V79H253ZM1 79V78H0ZM80 79H85L88 83H90L92 81V83L94 84H98L100 85L99 83H101V81L104 83V86L102 87L101 85V89L99 90L98 93H96V95L98 94H102V98L101 99H97V98H90L88 94H91V92L89 91V87L87 89H83V86H79L78 87V84L77 82L80 81ZM90 79V80H89ZM264 80V78H261ZM107 80V81H106ZM113 80V81H112ZM119 82H118V81ZM90 81V82H89ZM252 82V83H251ZM68 83V84H67ZM87 83V84H88ZM116 84H114L115 86H117ZM178 84L180 85L179 81H178ZM7 85V86H6ZM75 85V86H74ZM90 86V85H89ZM245 86V87H244ZM3 87V88H2ZM76 87V88H75ZM252 87V88H251ZM255 87V88H254ZM17 88V89H16ZM43 89H50L52 92H53V97H50L49 100H48V104H47V107L46 108H42L39 104V100L33 95L32 91L35 90V91H42ZM82 89V90H81ZM69 92H68V91ZM77 92V96L76 98H70L69 100L66 98H68L71 93L74 94V92ZM23 91V92H22ZM67 91V92H66ZM80 91V92H79ZM84 91V93L82 92ZM242 91V92H241ZM249 91V92H248ZM114 93H118L116 91H113ZM67 93V94H66ZM66 94V95H65ZM86 94V95H85ZM247 94V95H246ZM250 95V96H249ZM112 99L109 100L111 97ZM83 97V98H82ZM105 97V98H104ZM95 99V100H94ZM108 99V103L106 102ZM98 100H101L100 103ZM4 101V102H2ZM85 101V102H84ZM95 101V102H93ZM246 101V102H245ZM4 103V104H2ZM70 103V104H69ZM87 103V104H86ZM92 103V104H91ZM96 103V104H95ZM105 104L104 106L102 105ZM110 103V104H109ZM2 104V106H1ZM99 104V105H98ZM237 104V106H236ZM264 104V103H263ZM258 105V107H261L262 106V109L260 110V112H262L264 110V105ZM80 105V106H78ZM87 105V106H86ZM101 105V106H100ZM239 105V106H238ZM100 106V107H99ZM103 106V107H102ZM106 106V107H105ZM56 107V108H55ZM73 107V108H72ZM76 107V108H75ZM87 107V109H86ZM238 107V108H237ZM56 110H55V109ZM115 106H111L108 110V115L111 117L110 114L114 115L112 113V111L116 110L114 109ZM75 109V110H74ZM81 111V113L78 111ZM88 109H90V112ZM256 109V112H257V107L255 108ZM71 110V111H70ZM83 110V111H82ZM243 110V111H242ZM45 111V114L47 115V113H50V117H47V118H44L43 117V112ZM61 115L64 113V117H61L57 114V112ZM61 111V112H59ZM76 111V112H75ZM96 111V112H95ZM85 112V113H84ZM123 112H124V108H123ZM248 112V113H247ZM259 112V111H258ZM69 113V114H68ZM70 113H73L70 114ZM75 113V114H74ZM88 113V114H87ZM93 113V114H92ZM105 113V114H104ZM137 113V112H136ZM182 113V109L181 111L178 110L176 108V110H174L172 112V114H167V116L165 117V119L163 120V124L165 125V127L167 129H171L173 130L172 134L173 136L176 134L179 138H176L174 140V138H169L167 139V143L169 142V146L171 147H174L175 149L173 150L174 151V155H173V159H170V162L171 163H184V162H188V156H187V159L184 158V156H182L180 154V149L184 146H189L190 144L187 142H189V138L190 136L192 137L193 134H196L198 137H203L205 136L204 138H208L209 140L211 139V136L212 135H208L207 134V131L205 128H199L198 126V129L193 132L189 137L183 133H180L177 128H176V121L174 118H177L181 115ZM3 114V115H2ZM35 114V115H34ZM83 114V118L84 119H81L82 118V115ZM91 116H90V115ZM97 114V115H96ZM71 116V117H70ZM81 116V117H80ZM86 119H85V117ZM91 117V122H90V118ZM96 116V117H95ZM103 116V117H102ZM116 116V115H115ZM95 119H94V118ZM5 118V119H4ZM51 118V119H50ZM55 118V119H54ZM61 118V119H60ZM94 120H93V119ZM137 117H134L130 120V122L132 123L131 124V129H134V127H136L135 124H133V121L136 119ZM81 119V120H80ZM113 120H117L116 117L113 118ZM63 120V121H62ZM77 120V121H76ZM88 120V121H87ZM166 120V121H165ZM6 121V122H4ZM60 124L58 127H57V130L60 128H62V125L65 123H67L69 125V128L70 130L69 131H72V133L70 132L69 135L64 132V134H66V136L68 135V139H67V145L70 146V148H73L75 147V151L74 153L70 154L65 161H63V154L62 156L58 157V158H54L53 156V151H52V148L50 147L48 152L49 154L51 155L50 159H51V166H52V172L53 174H51V169L49 170V168L47 167V148H46V145L47 143L49 142V137H51L50 139V143H52L54 141V137L55 135L50 132L52 131V128L53 126L51 125V123H54V124ZM73 121V122H72ZM75 121V122H74ZM61 122V123H60ZM86 123L85 125L82 123ZM90 122V123H89ZM212 122V119L209 121L207 120L206 121V125H209L210 123ZM76 123V124H75ZM79 123V125H78ZM27 124V125H26ZM36 124V126H35ZM42 124L44 125L45 124V127L49 125L48 128L45 129V127L42 128V141L40 142H37L38 140L36 138H34V133H35V130H36V127H39V125ZM174 124V125H173ZM260 124V122H257L255 124H253L254 126V129H256L258 127V125ZM77 125L76 129L73 127ZM164 125H160V131L162 133H164L166 131V128L164 127ZM80 126V127H79ZM52 127V128H51ZM128 127V128H127ZM51 128V129H50ZM49 129V132L46 131ZM75 129V130H74ZM45 134L43 133L44 131ZM94 130V131H92ZM4 131V132H3ZM205 132V133H204ZM178 133V134H177ZM5 134H7V136L11 139H7V137L5 136ZM71 134H73L72 136V139H71ZM59 135V133L57 134V136ZM105 135V136H104ZM103 135V138L108 136V134H104ZM44 136V138H43ZM61 137V135H60ZM21 138V139H20ZM69 138L71 140H69ZM77 140V141H76ZM184 140V142H183ZM188 140V141H187ZM34 141L35 143H38L39 145L37 146V148H39L37 151L34 150L35 147H33L34 145ZM171 141V142H170ZM174 141V142H173ZM173 142V143H172ZM176 142V143H175ZM5 143V144H4ZM180 143V144H179ZM133 144L135 146H133ZM205 145V146H204ZM5 146V147H4ZM52 146V145H51ZM202 146L204 147H208L207 144H204L202 143ZM96 147V148H95ZM144 147V148H143ZM43 148V149H42ZM36 149V148H35ZM42 149V150H41ZM94 149H96L94 151ZM106 149V150H105ZM144 149V150H143ZM68 150V149H67ZM66 150V151H67ZM91 150V151H90ZM105 150V151H104ZM26 151V152H25ZM40 151V152H39ZM36 152V153H35ZM93 152V153H92ZM96 152V153H95ZM8 154V155H7ZM25 154V155H24ZM30 154V155H29ZM37 154V155H36ZM103 154V155H102ZM177 154V155H176ZM32 155V156H31ZM36 155V156H35ZM102 157H99L101 156ZM105 155V156H104ZM145 157H144V156ZM147 155H148V159H146V162H145V158H147ZM37 157V158H36ZM53 157V158H52ZM105 158L104 160L108 161V163H104V160L102 158ZM150 157V159H149ZM37 160H36V159ZM176 158V159H175ZM103 161H102V160ZM141 159L143 161H141ZM26 160V161H25ZM53 160V161H52ZM173 160H177L176 162H174ZM182 160V161H181ZM10 159H6L5 161H3L2 159H0V165L2 164H6V163H9ZM36 161V162H34ZM39 161V162H38ZM56 161V162H55ZM153 161V162H152ZM38 162V163H37ZM178 162V163H177ZM19 163V164H18ZM67 163V164H66ZM150 163V165H149ZM17 164L20 165L22 164V162L20 161H17ZM34 164V165H33ZM71 164H75L73 165V172H69V167ZM109 164V165H108ZM31 165V166H30ZM33 166V167H32ZM43 166V167H42ZM50 166V167H51ZM86 166L88 168H86ZM145 166V167H144ZM148 168H147V167ZM37 167V168H36ZM132 167V168H131ZM32 168V169H31ZM41 168L43 169V172H37L39 171V169L41 170ZM114 168H116L117 170H115ZM121 168V169H120ZM127 169V170H126ZM145 169V170H144ZM154 169V170H153ZM47 172H45V171ZM55 170V171H54ZM72 171V170H71ZM100 171V173H99ZM221 175H224V172H220ZM73 178V181L72 183H76L75 185H77V187H70L67 181V178ZM254 177V176H252ZM251 177V178H252ZM250 178V180H252ZM254 179V178H253ZM49 180V181H48ZM3 181V180H2ZM1 181V178H0V184H2L3 182ZM49 182V183H48ZM71 182V181H70ZM16 183H14V186ZM56 185V187H55ZM73 185V184H72ZM50 186V187H49ZM74 186V185H73ZM100 186V185H99ZM154 186V185H153ZM41 187V188H40ZM54 187V188H53ZM104 187H107V184L105 185H101L99 188H103ZM113 187V186H112ZM112 187H110L109 190H112ZM43 188V189H42ZM65 189V190H64ZM190 191H193L195 192L194 189H190ZM223 191H226L224 189H222V192ZM227 192V191H226ZM64 193V194H63ZM68 194V195H67ZM212 193H209V192H206L199 195L197 197V202H198V199L199 201H202V198H204L203 200L204 201H208V200H211V201H215L217 198H215V196L212 194ZM203 195V196H202ZM222 197L226 200V201H229V199H227L224 194H221ZM65 198V199H63ZM123 196V201H122V205L119 209H121V211H119L118 209V220L119 222H114V226L116 227V233H117V236L115 238V241L117 243H120V242H123L125 240H123V238L119 235L120 232H123L124 235L125 234H129V232L132 231V227H128L126 228L125 230L123 229V226L125 225V221L124 219L130 214V216L128 217V221L133 223V225H137L139 221L141 222H146V217L149 218V217H152L155 215V211L154 209H149V207H145L144 209L141 208L140 206V203H139V199H138V195H129L127 193H123L122 194ZM206 196V197H205ZM209 198H208V197ZM212 196V198H211ZM80 198L81 200V197H78ZM133 198V199H132ZM135 198V199H134ZM206 198V199H205ZM73 199V198H72ZM83 199V198H82ZM92 201V202H91ZM179 201V202H177ZM79 202V203H78ZM177 202V203H176ZM205 202V203H206ZM64 203V204H63ZM76 203V204H75ZM130 203V204H129ZM185 201L183 200H180V199H175V203L173 206H175L176 208H180V209H183V210H187V204L185 203ZM216 204H218V200L215 201ZM80 204V205H79ZM98 204V205H97ZM132 204H133V207H132ZM180 204V205H178ZM182 204V205H181ZM53 206H55V203H52ZM97 205V206H95ZM76 206V207H75ZM93 206V207H92ZM101 206V207H100ZM111 206V207H110ZM182 208H181V207ZM74 207V208H73ZM96 207V208H95ZM104 207V208H103ZM129 207V208H128ZM53 208V207H52ZM98 208V209H97ZM103 208V209H102ZM109 208V209H108ZM128 208V209H127ZM96 209V210H95ZM124 209V210H123ZM237 210V211H236ZM51 211L53 212V210L51 209ZM143 211H147V212H151V216H147V215H143ZM193 213L191 212V214L193 215H190V219L192 221L195 220L194 217H206L208 214H207V207H202L200 206L198 209H195V210H192ZM199 213H198V212ZM122 212V213H120ZM124 212V213H123ZM140 212V213H139ZM239 212V209H235L232 213V216L231 218L229 219V226L231 227H238L239 224L241 223V218L242 216L240 214H238ZM115 212H112L110 213V216L111 215H114ZM69 216H68V215ZM55 217V214H53ZM67 215V216H66ZM71 215V216H72ZM122 215H125V217H123ZM139 215V216H138ZM70 216V217H71ZM69 217V218H70ZM121 217V219H120ZM135 217V218H134ZM4 220L9 223V220L10 218H7L6 216H4ZM56 218V217H55ZM68 218V219H69ZM157 218V217H156ZM156 218H152V219H156ZM206 218H210L209 216H207ZM9 219V220H8ZM67 219V218H66ZM63 224L66 223V220L64 219H61ZM145 220V221H144ZM157 220H159L157 218ZM160 221V220H159ZM154 221L152 222L151 224L153 226L157 225L159 223L162 222V221ZM173 222L174 220H169L168 221V225H166V227H171L173 225ZM163 226H161L160 228L157 229L156 233H158L157 235V241L156 240H152V244H151V248H141L140 250V256H138V260L140 259V262L139 264H174V260L176 261L175 264H264V248L261 247V243L260 245L256 244L257 246H259V251L258 253H255L253 251V248H252V244L250 243V241L245 237L247 236L246 234L244 235L243 237V240L239 243V241L241 240L242 237H239L243 232L244 230H240L237 232V234H235V236H238L237 239H236V243H235V247L233 248V251L231 249H229L228 247H226L225 244H227L229 241L228 239L223 235L222 236V244H217L216 247H214V244L215 242L213 243V236L212 234L208 233V228H205L203 229L202 231L206 234H202L200 237V240L198 239L199 237H196L198 236L196 234V236H193L190 240H186V238H183L182 236H178L175 240H169V235L167 234L168 231H167V228L164 227V224H165V220L164 222L161 223ZM231 224V225H230ZM238 224V225H237ZM123 225V226H122ZM23 226V224L20 225V227ZM108 226V223L105 225V227ZM121 226V227H120ZM177 226V225H176ZM8 227V230L12 228H9L10 226H7ZM19 227V229H20ZM120 227V228H119ZM165 229H163V228ZM7 230V231H8ZM88 230V229H87ZM86 230V231H87ZM180 231L183 232V229H182V226L180 225V228H179ZM261 230V228L259 229V231ZM166 232V233H163V232ZM207 232V233H206ZM86 232H82L81 234V230L79 233H67V238L70 239L69 243L67 244V250L65 251V255L67 256L66 258L69 260H72L74 259L75 255H76V250L73 248L75 246V243L76 241L79 239V236H83V240L84 241H87V236L85 235ZM145 234H147V232H143ZM143 233H140V234H143ZM162 233V234H161ZM164 234L166 236H164ZM163 236V237H161ZM183 239H181V238ZM203 237V238H202ZM225 237V238H223ZM261 237L264 238V229H263V232L261 230ZM29 239V237L27 235H25L24 239ZM77 238V240H76ZM163 238V239H161ZM166 238V239H165ZM168 238V239H167ZM245 238V239H244ZM227 239V240H226ZM247 239V240H246ZM76 240V241H75ZM166 240V241H165ZM179 240V241H177ZM32 242L31 243V248L30 250H28V253H27V257L25 258H29V262H28V259L26 260L25 258H19L20 260L17 261L15 264H36V260H41L40 257H42V254H45V255H48V253H42V250L39 249L38 247V244H39V241H40V237H37V238H32L31 239ZM36 241V242H34ZM164 241V242H162ZM175 241V243H174ZM182 241V242H180ZM227 241V242H225ZM71 242V243H70ZM159 242H162V243H159ZM178 242V243H177ZM232 241H230L229 243L231 244ZM249 242V243H248ZM164 243V244H163ZM172 243V244H171ZM185 243L188 244V246L186 245L185 246ZM190 243V244H189ZM197 243V244H195ZM200 243H210L209 247L207 248L208 252L205 251L204 254L202 255V253H200V248H199V245ZM163 244V245H162ZM181 244V245H180ZM195 244V245H193ZM233 244V243H232ZM231 244V245H232ZM35 245V246H34ZM178 247H177V246ZM190 245V246H189ZM198 245V246H197ZM220 245V246H219ZM223 245V246H222ZM82 246V244H80V247ZM87 246V245H86ZM164 246V247H163ZM196 248H195V247ZM157 247H158V251L157 250ZM166 247V249H165ZM171 247V248H170ZM173 247V248H172ZM194 247V248H192ZM84 248V246H83ZM165 249L164 252H161V250ZM169 248V249H167ZM218 248V249H217ZM220 248V249H219ZM228 248V249H227ZM91 249V250H90ZM90 253H92V256L94 257L100 250H104L101 245L99 246V248L95 247L93 244H90ZM188 249V250H187ZM223 249V250H222ZM225 249V250H224ZM169 250V251H168ZM172 250V251H171ZM177 250V251H176ZM199 250V251H198ZM232 251L231 255L228 253L230 251ZM33 251V252H32ZM73 251V252H72ZM98 251V252H97ZM163 251V250H162ZM168 251V252H167ZM212 251V252H211ZM36 252H39L40 255L39 256H35V253ZM157 252V253H156ZM162 253V254H159V253ZM188 252V253H187ZM215 252V253H214ZM223 252L224 253H227V255H223ZM18 253V252H17ZM17 253H14L12 254L11 256V260L14 259V260H17L19 254ZM53 253V252H52ZM83 253V252H81ZM197 253V254H196ZM32 254V255H31ZM85 254V253H84ZM165 254V255H164ZM258 254V255H257ZM260 254V256H259ZM15 255V256H14ZM157 255V256H156ZM168 255V256H167ZM201 255V256H200ZM217 255V256H216ZM220 255V256H218ZM255 255V256H253ZM158 256L162 257L160 259V257L158 258ZM183 256V257H182ZM262 256V257H261ZM32 257V259L30 260V258ZM142 257V258H141ZM166 257V258H165ZM178 257V259H177ZM185 257V258H184ZM158 258V259H157ZM164 258V259H163ZM182 258V259H181ZM205 258V260H204ZM214 258V259H213ZM218 258H220V260H218ZM154 259V260H153ZM157 259V260H156ZM161 261H160V260ZM174 259V260H173ZM186 259V260H185ZM191 259V260H190ZM257 259V260H255ZM260 259V260H259ZM75 260V259H74ZM165 260V261H164ZM222 260V261H221ZM163 261V262H162ZM181 263H180V262ZM218 261V262H217ZM12 262V261H11ZM144 262V263H143ZM153 262V263H152ZM161 262V263H160ZM214 262V263H213ZM4 264V263H3ZM6 264V263H5ZM8 264V263H7ZM77 264V262L75 263Z\"/></svg>",
  "mask_w": 264,
  "mask_h": 264
},
{
  "label": "snow or ice",
  "instance_id": "snow-or-ice-1",
  "mask_svg": "<svg viewBox=\"0 0 264 264\" xmlns=\"http://www.w3.org/2000/svg\"><path fill=\"white\" fill-rule=\"evenodd\" d=\"M208 7H211V5H206ZM47 23H51V20H48ZM61 43H63V39L61 40ZM69 59H71V57H69ZM72 67H76L75 64L72 65ZM208 91V88H205V92ZM97 92H99V88H97ZM99 99V96L97 97ZM193 104H195V102H193ZM230 124L228 126H226L225 128V132H227L230 128ZM261 137H264V132H258L257 136L253 138L252 144L251 146L256 142L257 139H261ZM250 146V147H251ZM71 151V149L69 150ZM193 159H195V157H193ZM104 163H108V161H104ZM81 183H83V181H81ZM169 200L172 199V196L168 197ZM120 205L116 204L113 208L109 209L108 212H101L99 213V216L101 217H106L109 216L110 213L114 212L116 210V208H119ZM177 211H181L179 209H177ZM172 217L170 216L169 219H171ZM83 219L85 221H87L86 227L88 229V234L92 237L98 236L101 233V230L105 227V225L108 223L107 220L102 221L100 223H96L93 222V220L87 216L84 215ZM161 225L157 224L155 226H153L150 222H141L139 225H132V235H124L123 232H120L119 235L123 238V240L127 241L129 244H133V243H140V244H144L147 242V240L152 239V240H156L157 239V235H156V230L158 228H160ZM12 232H16V229L13 228L11 229ZM143 232H147L146 236H140L138 238L137 234L139 233H143ZM183 234V233H182ZM24 241H19V243H23ZM102 248H106L111 250L113 253L123 256L125 255V248L122 244L117 243L115 240L105 243L103 245H101ZM261 247L264 248V238H261ZM138 250L135 247L131 248V252L136 253ZM40 253L36 252L35 256H39ZM97 255L99 256L100 260H104L105 257L100 254L99 252L97 253ZM223 255H227V253H223ZM26 260L28 258H25ZM32 259V257L30 258V260ZM178 259V257H177ZM0 264H3V260L0 259ZM36 264H47L46 261L44 260H36Z\"/></svg>",
  "mask_w": 264,
  "mask_h": 264
}]
</instances>
